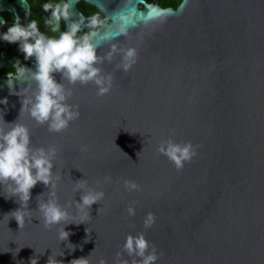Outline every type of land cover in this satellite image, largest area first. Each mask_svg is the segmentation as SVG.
<instances>
[{
    "label": "water",
    "instance_id": "water-1",
    "mask_svg": "<svg viewBox=\"0 0 264 264\" xmlns=\"http://www.w3.org/2000/svg\"><path fill=\"white\" fill-rule=\"evenodd\" d=\"M79 1L103 15L91 38L97 55L132 47L137 60L128 72L118 68V53L98 65L113 76L102 97L92 83L63 81L79 118L61 133L20 114L21 99L35 88L30 74L0 80V100L8 101L0 104V128L18 120L33 147L55 146V198L69 222L84 221L46 229L37 197L48 200L49 189L38 183L19 227L18 198L0 185V264H47L50 256L58 264H115L126 237L137 233L163 254L156 264H264V0H181L175 8L67 0L70 20L82 17ZM169 138L198 146L180 171L157 151ZM82 179L104 193L90 219L75 205L82 192L74 183ZM125 180L140 190L126 191ZM148 213L155 222L146 229ZM63 227L70 235L60 241Z\"/></svg>",
    "mask_w": 264,
    "mask_h": 264
},
{
    "label": "clouds",
    "instance_id": "clouds-1",
    "mask_svg": "<svg viewBox=\"0 0 264 264\" xmlns=\"http://www.w3.org/2000/svg\"><path fill=\"white\" fill-rule=\"evenodd\" d=\"M43 12L50 13L44 24L53 33H59L58 38H50L41 32L36 20H31L27 26H21L16 20L6 33L0 35V40L9 44L18 43L24 59L35 60V71L25 68L17 61V79L27 73L35 84V88L31 89V95L21 99L20 114L22 111H27L36 124L47 125L49 132L61 133L71 122L79 118L78 107L67 102L71 91L65 88L63 81H67L70 85L79 83L82 86L92 83L97 88V96L102 97L110 92L113 76L110 73L104 74L98 65L105 60L111 62L112 56L118 53L121 56L118 68L128 72L136 63L138 54L135 48L118 49L113 45L104 56L97 55V47L93 45L91 38L96 36L95 29L102 21L96 15L87 18V21L83 17L70 20L72 14L67 0L44 3ZM62 21L67 24L66 31H60ZM82 27H87L90 31L78 35ZM54 74H60L61 83L55 80ZM9 88L10 94L20 96L19 92H12V87ZM7 103L6 98L0 100V104L7 105ZM17 121L11 124L3 121L6 129L0 128V185H7L11 190V196L18 198L20 208L12 213L18 226L22 227L24 223V213L21 208L27 210L31 190L38 183L49 189L48 200L39 202L40 196L37 197L38 211L42 214L46 229L61 223L64 226L84 223L83 220L80 223L69 222L67 206H61L55 198L56 185L53 179L55 146H49L47 149L33 147L29 129ZM197 147L191 142L180 143L169 138L161 142L157 151L167 157L176 170L180 171L185 163L191 162L196 156ZM81 151L86 152L87 146H82ZM55 178L59 179L58 176ZM106 180H110V177ZM74 184L75 191L82 192L80 202L74 200L76 208L78 212L84 211L85 218L90 219L91 206L98 204L103 199L104 193L88 188L84 179ZM124 188L126 191L140 190L138 184L129 180L124 181ZM127 213L129 216H134L135 208L129 206ZM154 222L155 216L148 213L144 227L150 228ZM58 231L60 241L68 239L70 233L65 231L64 227ZM124 255L130 258L131 264H156L163 254L157 253L155 246L147 241L143 233H137L135 236L130 234L126 237L121 252L116 253L115 264H129V259H124ZM30 264H37V261L32 259ZM47 264H58V262L50 256ZM70 264H88V261L83 258L74 259ZM98 264H106V261L101 258Z\"/></svg>",
    "mask_w": 264,
    "mask_h": 264
},
{
    "label": "flooded vegetation",
    "instance_id": "flooded-vegetation-1",
    "mask_svg": "<svg viewBox=\"0 0 264 264\" xmlns=\"http://www.w3.org/2000/svg\"><path fill=\"white\" fill-rule=\"evenodd\" d=\"M1 1L3 3L0 6V35L6 33L8 28L16 23V20H18L21 26H27L31 20H36L41 32L50 38H58L59 33H53L51 29L44 24V20L50 16V13L43 12L44 3H55L57 0H20L22 1V4L20 5H16L18 0ZM145 1L161 6L155 0ZM76 10L86 21L87 18L96 15L103 23V15L99 13L95 7L83 1H79L76 4ZM102 23L95 29L96 32L101 28ZM60 31H66L64 21L61 22ZM89 31L90 30L85 27L78 33V35H83L85 32ZM17 61L27 69L35 64L34 59H29L27 61L24 59L23 54L19 51L18 43L9 44L0 40V80L17 75Z\"/></svg>",
    "mask_w": 264,
    "mask_h": 264
},
{
    "label": "trees",
    "instance_id": "trees-1",
    "mask_svg": "<svg viewBox=\"0 0 264 264\" xmlns=\"http://www.w3.org/2000/svg\"><path fill=\"white\" fill-rule=\"evenodd\" d=\"M152 1V0H147ZM158 4H160L162 7H172L175 8L181 0H155Z\"/></svg>",
    "mask_w": 264,
    "mask_h": 264
}]
</instances>
